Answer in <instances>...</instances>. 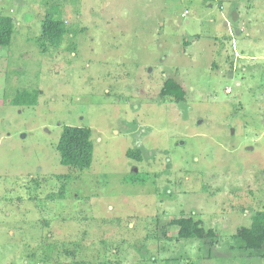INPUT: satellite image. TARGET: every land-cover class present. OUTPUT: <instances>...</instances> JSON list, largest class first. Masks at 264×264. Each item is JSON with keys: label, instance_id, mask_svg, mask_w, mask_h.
<instances>
[{"label": "rangeland", "instance_id": "374dc122", "mask_svg": "<svg viewBox=\"0 0 264 264\" xmlns=\"http://www.w3.org/2000/svg\"><path fill=\"white\" fill-rule=\"evenodd\" d=\"M0 16V264H264L234 239L264 210V0H0ZM64 126L91 130L88 169L60 164ZM180 218L215 238L177 239Z\"/></svg>", "mask_w": 264, "mask_h": 264}, {"label": "trees", "instance_id": "16d2710c", "mask_svg": "<svg viewBox=\"0 0 264 264\" xmlns=\"http://www.w3.org/2000/svg\"><path fill=\"white\" fill-rule=\"evenodd\" d=\"M13 27L10 17L0 16V47L10 45ZM67 32L65 22L55 19L52 9L47 11L42 24L41 39L43 44L45 43L46 47L58 48ZM38 93L39 91L22 90L16 93L12 102L17 106H34L38 99ZM160 95L164 99L168 98L175 103H180L184 100L185 92L181 86L168 79L164 82ZM56 151L61 165L82 171L88 169L91 166L93 154L91 130L64 126L56 144ZM126 157L141 162L139 150H127ZM172 224L178 228L177 239H211L213 241L215 238L211 229L205 230L199 221H194L192 218H180L172 221ZM234 239L243 249L250 252L261 251L264 248V210L256 212L251 219V225L240 228Z\"/></svg>", "mask_w": 264, "mask_h": 264}, {"label": "water", "instance_id": "95a60500", "mask_svg": "<svg viewBox=\"0 0 264 264\" xmlns=\"http://www.w3.org/2000/svg\"><path fill=\"white\" fill-rule=\"evenodd\" d=\"M237 19V13L233 12L232 13V20L235 21Z\"/></svg>", "mask_w": 264, "mask_h": 264}, {"label": "flooded vegetation", "instance_id": "af4514ba", "mask_svg": "<svg viewBox=\"0 0 264 264\" xmlns=\"http://www.w3.org/2000/svg\"><path fill=\"white\" fill-rule=\"evenodd\" d=\"M168 79H170V78H165V80L162 82V87H163V84H164V82L166 81V80H168ZM170 80H172V79H170ZM173 81V80H172ZM173 82H175V81H173ZM176 83V82H175ZM179 85V84H178ZM180 86V85H179ZM182 88V87H181ZM183 89V88H182Z\"/></svg>", "mask_w": 264, "mask_h": 264}]
</instances>
